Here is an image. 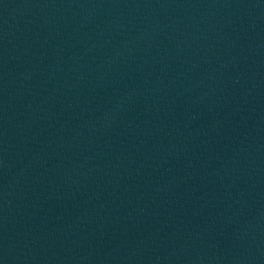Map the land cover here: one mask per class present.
<instances>
[{
	"label": "water",
	"instance_id": "95a60500",
	"mask_svg": "<svg viewBox=\"0 0 264 264\" xmlns=\"http://www.w3.org/2000/svg\"><path fill=\"white\" fill-rule=\"evenodd\" d=\"M0 264H264V0H0Z\"/></svg>",
	"mask_w": 264,
	"mask_h": 264
}]
</instances>
